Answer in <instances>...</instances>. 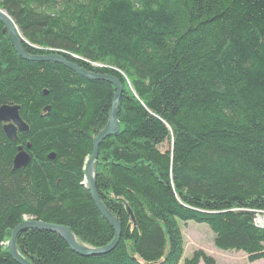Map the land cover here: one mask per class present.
<instances>
[{
    "label": "trees",
    "instance_id": "16d2710c",
    "mask_svg": "<svg viewBox=\"0 0 264 264\" xmlns=\"http://www.w3.org/2000/svg\"><path fill=\"white\" fill-rule=\"evenodd\" d=\"M0 10L29 55L60 54L123 86L120 131L95 162L99 196L122 226L118 244L83 257L56 234L29 230L17 240L24 258L218 264L201 249L184 256L181 224L192 221L210 228L217 249L264 260V0H0ZM115 93L22 59L0 22V108L18 107L29 127L12 142L0 123V264H19L7 244L26 219L68 227L89 247L112 242L84 170ZM18 148L30 157L22 169Z\"/></svg>",
    "mask_w": 264,
    "mask_h": 264
},
{
    "label": "water",
    "instance_id": "95a60500",
    "mask_svg": "<svg viewBox=\"0 0 264 264\" xmlns=\"http://www.w3.org/2000/svg\"><path fill=\"white\" fill-rule=\"evenodd\" d=\"M0 22L4 24L6 30L9 33L11 42L15 48L17 54L24 60L31 61V62H53L59 65L64 66L68 70L76 73L77 75L89 80V81H105L115 86L116 93L114 97L113 106L109 115V120L104 128L97 137L93 140V151L91 156L88 158L86 165H85V178L84 184L89 189L92 199L101 213V215L108 221L111 227L114 230V239L111 243L107 246L102 248H93L87 245L81 244L77 241L75 235L71 231L70 228L48 224L44 222H39L33 219H26L21 225H19L16 229L13 230L10 240L7 244V248L9 254L12 258L19 264H32L26 258H24L18 251L17 248V240L18 237L29 230L34 231H47L54 233L61 237L68 247L72 250V252L83 256V257H90L95 255H104L106 253L111 252L116 245L118 244L121 233H122V226L120 221L113 216L111 212L107 210L105 205L103 204L99 193L96 187V179H95V162L99 155V146L101 143L110 136L116 135L120 131V125L118 121V103L123 91V86L120 80L111 75H99L92 72H88L84 68L79 67L76 63L67 61L62 55L60 54H49L46 56H32L29 55L24 47L21 37L17 28L15 27L12 19L3 11L0 10ZM0 123L3 124V131L6 137L12 141H17V133H27L29 131V127L26 123L23 122L19 115V108L18 107H10V106H3L0 108ZM30 162V157L28 154L23 152L22 148H18V154L14 159V169H22L27 166ZM126 211L130 215L132 221L135 223L134 216L132 211L128 206H126ZM152 221L157 223L161 228L164 229L166 235H168V231L166 227L157 222L152 216L149 217Z\"/></svg>",
    "mask_w": 264,
    "mask_h": 264
},
{
    "label": "rangeland",
    "instance_id": "374dc122",
    "mask_svg": "<svg viewBox=\"0 0 264 264\" xmlns=\"http://www.w3.org/2000/svg\"><path fill=\"white\" fill-rule=\"evenodd\" d=\"M18 134V133H17ZM257 222L264 226V217H257ZM183 227L186 250L185 255L189 257L196 249H201L207 254L213 256L218 264H247V254L243 251H222L217 249L213 244V233L206 224H197L188 222ZM184 257L180 264L183 263ZM202 264V263H201ZM254 264H264V260Z\"/></svg>",
    "mask_w": 264,
    "mask_h": 264
},
{
    "label": "flooded vegetation",
    "instance_id": "af4514ba",
    "mask_svg": "<svg viewBox=\"0 0 264 264\" xmlns=\"http://www.w3.org/2000/svg\"><path fill=\"white\" fill-rule=\"evenodd\" d=\"M3 126V125H2Z\"/></svg>",
    "mask_w": 264,
    "mask_h": 264
}]
</instances>
